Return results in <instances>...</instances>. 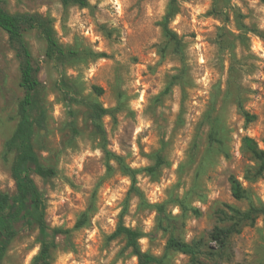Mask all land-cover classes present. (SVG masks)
I'll list each match as a JSON object with an SVG mask.
<instances>
[{
  "label": "rangeland",
  "instance_id": "1",
  "mask_svg": "<svg viewBox=\"0 0 264 264\" xmlns=\"http://www.w3.org/2000/svg\"><path fill=\"white\" fill-rule=\"evenodd\" d=\"M168 1L0 0L50 19L59 45L75 51L50 57L39 31L24 33L39 80L28 111L34 151L55 171L32 178L47 223L68 229L53 264H136L125 237L112 236L119 221L140 232L156 264H264V212L241 220L231 209L264 207V172L243 142L264 150V0H177L168 23L177 49L160 25ZM18 82L0 29V190L13 197ZM93 102L107 109L104 136ZM170 236L188 247H168ZM46 237L24 226L1 264H30Z\"/></svg>",
  "mask_w": 264,
  "mask_h": 264
},
{
  "label": "trees",
  "instance_id": "2",
  "mask_svg": "<svg viewBox=\"0 0 264 264\" xmlns=\"http://www.w3.org/2000/svg\"><path fill=\"white\" fill-rule=\"evenodd\" d=\"M63 4L77 3L81 6L87 4V0H59ZM177 0H169L166 11L160 22L162 33L166 39L173 42L175 48L180 46L178 35L169 28L168 23L177 12ZM0 29L6 35L9 45L13 49L19 62V86L23 90V96L17 104V122L10 138L11 149L15 150L10 164V173L15 181L16 197L0 190V264L7 248L14 237L24 226L33 223L46 233V239H42L37 253L33 256L30 264H53L51 250L56 246V236L68 232L63 227L50 226L44 216L42 199L39 189L32 178V173L42 178L51 177L55 171L51 167L42 165L35 154L32 141L33 124L28 116L29 108L33 103V93L39 85L36 76L37 67L33 63L32 54L27 46L24 33L36 29L46 42V55L50 57L73 56L75 51L63 49L57 42L50 19L35 12H10L0 2ZM97 94L103 89L93 86ZM92 123L95 129L104 136L100 119L107 109L97 102L90 105ZM246 120H253L254 114L244 113ZM246 149L257 162L255 170L257 175L264 172V150L260 149L256 142L246 136L243 138ZM31 164V165H30ZM232 196L240 199L244 196V190L233 176L229 178ZM239 219H252V213L264 212V207L250 206L247 211L241 212L231 208ZM221 232L225 233L226 231ZM123 235L126 245L136 257V264H156L158 258L143 250L138 242L140 232L118 222L112 236ZM219 236V234L217 235ZM218 238V237H217ZM168 247L184 251L188 247L184 242L170 236L167 240Z\"/></svg>",
  "mask_w": 264,
  "mask_h": 264
}]
</instances>
